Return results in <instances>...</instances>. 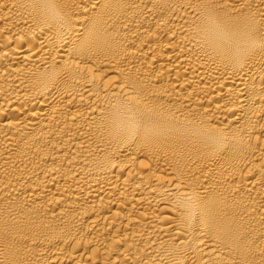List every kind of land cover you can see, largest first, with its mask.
Instances as JSON below:
<instances>
[{"label":"bare ground","instance_id":"6f19581e","mask_svg":"<svg viewBox=\"0 0 264 264\" xmlns=\"http://www.w3.org/2000/svg\"><path fill=\"white\" fill-rule=\"evenodd\" d=\"M0 264H264V0H0Z\"/></svg>","mask_w":264,"mask_h":264}]
</instances>
